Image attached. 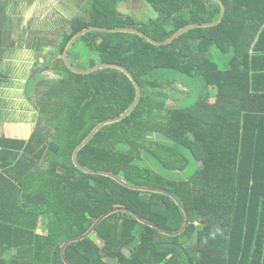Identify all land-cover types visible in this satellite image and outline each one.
Segmentation results:
<instances>
[{
    "label": "trees",
    "instance_id": "16d2710c",
    "mask_svg": "<svg viewBox=\"0 0 264 264\" xmlns=\"http://www.w3.org/2000/svg\"><path fill=\"white\" fill-rule=\"evenodd\" d=\"M124 1H90L65 21L59 43L35 47L59 45L62 56L90 28L137 30L164 43L186 27L217 24L223 9L224 18L167 47L104 32L73 46L68 59L77 71L118 65L141 89L133 113L100 131L78 153V166L75 151L133 106L137 88L120 69L81 74L57 56L35 71L27 84L42 95L34 135L0 137V264H66L64 244L115 210L177 233L181 208L188 227L180 235L120 212L68 245L65 257L70 264H264V0H145L158 18L144 26L120 15ZM9 4L0 0V87L12 82L1 65L15 46L4 23ZM79 51L81 66L73 58ZM46 71L60 79L50 82ZM178 83L195 100L167 108L165 91Z\"/></svg>",
    "mask_w": 264,
    "mask_h": 264
},
{
    "label": "rangeland",
    "instance_id": "374dc122",
    "mask_svg": "<svg viewBox=\"0 0 264 264\" xmlns=\"http://www.w3.org/2000/svg\"><path fill=\"white\" fill-rule=\"evenodd\" d=\"M16 1L21 4L23 0ZM90 1L92 0H28L25 6V16L29 19L32 18L29 26L28 22L24 24V19L19 23L20 20L14 18L17 6L15 4L11 5L8 13L13 17L10 18L11 25L14 26L13 30L23 32V35L21 33V37L18 36L15 50L13 53L10 51L11 53L8 54L11 55L2 60L1 64L4 72H9L12 75V82H10L11 85L0 87V136L18 138L34 135L33 133H35L39 122L38 110L42 95L37 90L35 92L28 91V81L19 82L17 80L18 82H16L15 79L20 78L22 80L25 78V75L28 74L25 69L28 64L33 65L34 70L36 67L44 69L52 54L61 58L59 45L55 48L52 47L51 43L46 44L42 53L38 52L35 46L39 44L38 41L61 40L60 31L66 30L67 22L65 21L83 15V6L88 5ZM119 13L125 18L130 17L142 26L158 18V15L154 13L145 0H125L119 7ZM28 27L30 29L35 28L34 37L30 35V32H25ZM28 36L29 40L27 39ZM80 53L79 51L73 55L79 66H81L84 59ZM214 55L213 60L223 67H226L229 63L227 58L217 55V53ZM30 75H33V73ZM45 75L53 83L60 79L51 71H46ZM165 92L169 97L167 108L190 105L195 100L192 95L186 99L185 93H188L189 90L181 83ZM95 239L100 242L97 237Z\"/></svg>",
    "mask_w": 264,
    "mask_h": 264
},
{
    "label": "water",
    "instance_id": "95a60500",
    "mask_svg": "<svg viewBox=\"0 0 264 264\" xmlns=\"http://www.w3.org/2000/svg\"><path fill=\"white\" fill-rule=\"evenodd\" d=\"M224 18V9H223V14H222V18L221 20L217 23V24H213V25H204V26H198V25H194V26H190V27H186L184 28L183 30H181L179 33H177L176 35H174L170 40L164 42V43H158L154 40H152L151 38L147 37L145 34L141 33L140 31H135V30H122V29H116V30H111V29H102V28H90V29H87L83 32H81L79 35H77L72 41L70 44H68L64 54L61 56V58L64 60V62L66 63V65L73 71L75 72H78V73H81V74H89V73H92V72H95V71H98V70H103L105 68H108V67H112V68H117V69H120L122 71H124L129 77L130 79L133 81V83L135 84L136 88H137V97H136V100L133 104V106L120 118L118 119H115V120H111V121H108L102 125H99L92 133L91 135L82 143V145L75 151L74 153V157H73V161H74V164L76 166H78L77 164V156H78V153L80 151H82L86 146L89 145V143L94 139V137L102 130H104L106 127H109V126H112V125H115V124H119L121 122H123L124 120H126L132 113L133 111L136 109V107L138 106L139 104V101H140V98H141V89L138 85V83L135 81V79L133 78V76L128 72L126 71L124 68H122L121 66H118V65H112V64H103V65H98V66H95L94 68L92 69H89V70H83V71H77L76 69H74L72 67V65L70 64L69 62V59H68V55H69V52L70 50L73 48L74 45H76V43L81 39L83 38L84 36H86L87 34L89 33H92V32H104V33H112V34H127V35H134V36H138L142 39H145L147 42H149L150 44H152L153 46L155 47H167V46H170L171 44H173L175 41H177L178 39H180L184 34L188 33L189 31H192V30H195V29H200V28H204V29H208V28H214V27H217L218 25L221 24L222 20ZM85 173L87 174H102V175H106V176H110L114 179H116L118 182H120L121 184L127 186V187H130L132 189H135V190H140V191H149V192H157V193H165V194H168L167 192L165 191H160V190H152V189H148V188H145V187H133V186H130L128 184H126L124 181L120 180L119 178L115 177L114 175H112L111 173L109 172H91V171H84ZM176 201V200H175ZM179 207H181L179 205V203L175 202ZM182 212L184 213V216H185V225L183 226V228L177 232V233H170V232H167V231H164L162 230L159 226H157L156 224L154 223H151V222H145L143 220H141L138 216H136L134 213L132 212H129L127 210H115L113 212H110L109 214L105 215L104 217L102 218H99L96 223L92 226V228L82 237L80 238H75V239H72V240H69L68 242H66L63 246V249H62V256H63V260L66 264H70L66 257H65V250L67 248L68 245H70L71 243H74V242H78V241H82L84 239H86L87 237H90L94 232L95 230L99 227L100 224H102L103 222H105L108 218L112 217L113 215L115 214H118L120 212H126V213H129L133 216H135L137 218V220L139 222H141L142 224H145L147 226H150L152 228H155L159 231H161L163 234L167 235V236H177V235H180L185 229L186 227H188V218H187V214L186 212L183 210V208H181Z\"/></svg>",
    "mask_w": 264,
    "mask_h": 264
},
{
    "label": "flooded vegetation",
    "instance_id": "af4514ba",
    "mask_svg": "<svg viewBox=\"0 0 264 264\" xmlns=\"http://www.w3.org/2000/svg\"><path fill=\"white\" fill-rule=\"evenodd\" d=\"M27 1L28 0H23L22 2H21V4L18 2V1H16V0H11V4H9V5H5V7H7V13H5V14H7V16H9V19L7 20V21H5L4 23L5 24H7V26L8 27H10L12 30L14 29V26L13 25H11V20H10V18H13L12 16H10V14L8 13V10L10 9V7H11V5L12 4H15L17 7H16V10H15V17L14 18H16V19H19L20 20V22L19 23H21L22 21V19H24L23 20V22H24V24L26 23V22H28V26H29V24H30V22H32V18L31 19H29V17H27V16H25V13H26V11H25V6H26V3H27ZM3 23V22H2ZM35 28H32V29H30V27H28V29H26L25 30V32L26 33H29L30 32V35L32 36V37H34V33H35ZM14 31V36H13V39L15 40V46H13L12 48H11V52L13 53V51L15 50V48H16V45H17V41H18V36H20L21 37V33H22V35H23V32H18L17 30L15 31V30H13ZM32 32V33H31ZM27 39L29 40V36L27 37ZM39 42V41H38ZM8 52V53H11V52ZM39 52V51H38ZM5 54V55H3V57H2V59L3 60H5V59H7V57L9 56V55H11V54ZM11 57H13V56H11ZM53 57V54L51 55V59H53L52 58ZM49 63V62H48ZM37 68V67H36ZM35 68V70H34V66L33 65H31V64H28V65H26V71H27V73L29 74H27V75H25V78L24 79H15L16 80V82H18L17 80H19V82L21 81V82H23V81H28L27 82V84L29 83V81H30V79L32 78V76L33 75H30V74H34L35 73V71L38 69H36ZM33 70H34V72H33ZM12 76V75H11ZM29 91V90H28Z\"/></svg>",
    "mask_w": 264,
    "mask_h": 264
},
{
    "label": "crops",
    "instance_id": "0c3cea01",
    "mask_svg": "<svg viewBox=\"0 0 264 264\" xmlns=\"http://www.w3.org/2000/svg\"><path fill=\"white\" fill-rule=\"evenodd\" d=\"M76 17V16H75ZM74 17V18H75ZM61 40L55 41L56 43H59ZM32 124V123H31ZM34 134V133H33ZM23 136V135H22ZM33 135H31L30 137H18V138H12V137H8V136H0V137H5L8 139H20V140H30L32 138ZM41 232V231H40Z\"/></svg>",
    "mask_w": 264,
    "mask_h": 264
}]
</instances>
